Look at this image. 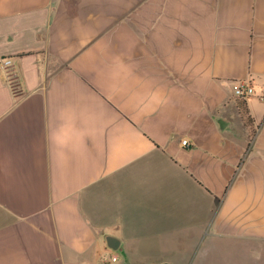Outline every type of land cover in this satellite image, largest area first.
<instances>
[{"label":"crops","instance_id":"crops-1","mask_svg":"<svg viewBox=\"0 0 264 264\" xmlns=\"http://www.w3.org/2000/svg\"><path fill=\"white\" fill-rule=\"evenodd\" d=\"M5 58L0 264H264V0H0Z\"/></svg>","mask_w":264,"mask_h":264},{"label":"built area","instance_id":"built-area-1","mask_svg":"<svg viewBox=\"0 0 264 264\" xmlns=\"http://www.w3.org/2000/svg\"><path fill=\"white\" fill-rule=\"evenodd\" d=\"M10 59H2L0 60V68H5L10 65ZM233 97L238 100H245L246 98L250 97L253 94V88L248 81L240 80L235 83V86L232 91ZM182 146H186V141H181ZM115 257H111V261H115Z\"/></svg>","mask_w":264,"mask_h":264},{"label":"water","instance_id":"water-1","mask_svg":"<svg viewBox=\"0 0 264 264\" xmlns=\"http://www.w3.org/2000/svg\"><path fill=\"white\" fill-rule=\"evenodd\" d=\"M217 123L220 126V121L219 120L217 121ZM220 127H222V126H220ZM104 241H105V244H106L107 247H109V248H111L113 250L116 249L118 242L114 238L105 236L104 237ZM160 264H169V263L163 262V263H160Z\"/></svg>","mask_w":264,"mask_h":264},{"label":"trees","instance_id":"trees-1","mask_svg":"<svg viewBox=\"0 0 264 264\" xmlns=\"http://www.w3.org/2000/svg\"><path fill=\"white\" fill-rule=\"evenodd\" d=\"M244 100H237V106L240 112V115L242 116L244 123L248 124L250 122V118L246 115V112L244 110Z\"/></svg>","mask_w":264,"mask_h":264},{"label":"rangeland","instance_id":"rangeland-1","mask_svg":"<svg viewBox=\"0 0 264 264\" xmlns=\"http://www.w3.org/2000/svg\"><path fill=\"white\" fill-rule=\"evenodd\" d=\"M108 257V256H107Z\"/></svg>","mask_w":264,"mask_h":264}]
</instances>
